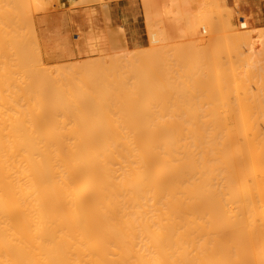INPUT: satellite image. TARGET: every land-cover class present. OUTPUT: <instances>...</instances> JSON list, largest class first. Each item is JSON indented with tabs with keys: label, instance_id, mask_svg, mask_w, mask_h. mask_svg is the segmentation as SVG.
Here are the masks:
<instances>
[{
	"label": "bare ground",
	"instance_id": "obj_1",
	"mask_svg": "<svg viewBox=\"0 0 264 264\" xmlns=\"http://www.w3.org/2000/svg\"><path fill=\"white\" fill-rule=\"evenodd\" d=\"M4 1L0 14L4 11L6 17L1 15L7 18L11 9L7 10L10 7L7 3L3 8ZM24 1H16L22 6L18 7L20 13L26 6ZM13 3L9 5L12 7ZM14 7L12 10L16 13L17 7ZM12 17L14 15L10 19L17 24L12 25L22 27V16L16 15L15 18L19 17L16 21ZM2 21L1 27L9 24L7 20L3 21L6 24ZM9 25L5 27L8 31L3 28L7 37L0 35L3 38L0 39V56L10 61L0 59V264H264V112L238 111V108L236 112L224 113L223 105V112L157 110V106L162 108L166 102L163 100L162 105H157L156 93L166 95L171 88L167 82L169 86L165 89L168 90L161 88L164 92L159 93L160 89L154 84L157 80H149L150 76L154 77V71H150L153 75L146 72L151 74L147 76L149 81L141 80L145 88L137 89L136 80L126 82L124 98L117 96L116 99L110 97L117 93L113 87L107 89L101 81L92 82L93 77L88 74L77 78L76 71L71 75L75 76H67L65 80L50 81L46 77L43 82L45 74L40 76L42 79L39 77L41 80L36 78L40 81L31 80V76H35L31 71H36L38 66L35 65L36 69L27 66L28 74L26 68L20 66L23 61L19 63L21 58L19 60L17 55L24 50L20 55L26 60L29 47L25 44L20 48L17 39H12L16 36L8 40L15 30ZM21 29H18L20 33L23 27ZM10 45L15 51L20 49L16 55L10 54L14 51L10 50ZM247 46L250 53L256 49L253 44ZM159 52L156 51L157 56ZM166 52L162 51L161 55ZM11 55L17 59H12ZM239 56L236 57L240 59ZM167 59L165 57V62ZM12 60L19 61L16 65ZM67 69H71V65ZM150 69L155 70H143ZM168 76L165 78L169 81ZM177 79L170 80L175 83ZM184 80H178L179 84L187 85L188 81ZM260 83L263 86L262 80ZM195 84L199 86L201 81ZM205 86L206 91L209 84ZM141 91H144L142 96ZM107 94L111 102L123 101L122 109L120 101L112 104H119L116 107L122 111L114 114L117 110L114 108L111 114V107L106 111L101 103ZM123 99L130 101L129 106ZM90 109L96 112L90 114L87 112Z\"/></svg>",
	"mask_w": 264,
	"mask_h": 264
},
{
	"label": "rangeland",
	"instance_id": "obj_2",
	"mask_svg": "<svg viewBox=\"0 0 264 264\" xmlns=\"http://www.w3.org/2000/svg\"><path fill=\"white\" fill-rule=\"evenodd\" d=\"M2 1L0 4V7L2 5ZM12 1L14 3H13V6L11 7V5H9V4ZM12 1L9 2L8 0H5L3 2V4L7 3V5L11 7V8L7 7L8 8L7 10H9V9H11V10H9V12L6 10L5 12H8L7 16H8V14H10L8 16L9 19L12 15H14V17H12V18H15L16 15L22 16L21 17L22 19H20V20L21 21L24 20L26 23L24 21L20 22V20H17L18 25L23 24L24 25V26L22 25L23 31L25 29L27 31L25 30L24 33H23V31L20 33V31L22 30L21 29L22 27H19V28H18V26L16 27L17 24L13 23L14 19L8 20L7 19L8 17L3 18V16L6 17V15H5L6 13H4L3 10H2L3 13L1 12V14L2 15L4 14V15L3 16L1 14L0 15L2 16L1 19L3 18V21L6 22V20H7L6 23H8V21H9V24H10V25L8 24L9 26H11L12 24H16V25H12L11 27H9V28L13 27V29H15L13 32H11L9 29V31L13 35H11V33L9 34V32H7L9 35H11V36H9L5 32L6 35L9 36L8 40L10 39V37L12 38L13 36H16L15 38L13 37L12 39H14L15 41L17 39V41L20 43V45H18L19 43L17 42V45L20 46V48H22V47L24 48L26 46L25 44H28L27 45L29 47L28 51H30V52L28 55L29 58L28 57L25 58L27 61L23 60L24 59L23 55L22 56L20 55L21 53H23L22 51H24V50H21V53L19 52L20 54L17 55L18 56L17 58L19 60L21 58L20 61L18 60L19 63H21V61H23V63L25 65H23V63H21L20 66H24L27 71H28V69H30V68L27 69V66L28 67L34 66L35 69L38 66L37 67L38 69L36 71H33V70L31 71L35 76H31L29 74L31 76V80L34 79V81L35 80L40 81L42 79L40 77L42 74L43 75L45 74L44 75L45 78H44L43 82L44 81L46 82L45 79H47V78L50 79V81L58 79V78L65 80V79L69 78L72 74H74L76 71L77 75L76 76L73 75L75 77H77V76L79 77V75L85 76L86 74H88L87 76L93 77L92 82L100 83V81H101L102 84L105 83L103 85H105L107 87V89H108V87L109 88L113 87L112 90H114L115 92L117 91L118 94L114 93L116 96L114 94H112L110 97L113 96L114 98H111V99H116L117 96L118 97L121 96V98H124L123 97V96H125L124 89L127 88V85L125 84L126 82L128 84V82L132 83L136 80L135 84L137 85V89L139 87H140L139 89H142V88H145V86L143 87V84L145 82L151 80L150 78H152L151 81L157 80V82L155 81L156 83H158V84L161 83L160 84L161 86L154 83L155 87L160 89L159 93H161L162 91L164 92V90L161 91V88H163V89L167 88V86H169L168 85L169 83H170L171 89H169V90L165 89V91H167V90L169 92L172 91L170 93L167 91L169 94H167V92H166V95H168L167 97H163V96H166V95H164L165 93H162V95L161 94L158 95V93H156L159 101L161 98V103H159V101H158L157 105L158 104L162 105L163 100L166 102V104H164L162 106V108H161V106L160 107L157 106L156 107L157 110H163V111L168 110L167 112H172L171 110H173V112H174V111H177L176 109H178V111L181 113H183V112L188 113L190 111L191 112L193 111L196 113H198V112L201 113L202 110H204L203 113H205V112L209 113V112H212L213 109L216 112H223L221 110H223L226 107L224 109V113L227 110L229 112H233V111L236 112L238 110V108H240L238 111L264 112V99H262V98H264V96H263L264 95V92H263L264 91V88H263L264 87V80H263V77H264V56H263V54L264 53H262V52H264V47H263L264 46V0H142L143 1V10H144L142 27H143L145 36L147 38V42L145 43L144 47H142V48H134V47L128 48L126 46L125 39L123 38V36H121V35H123L122 34L123 32L118 27L104 29V26H103L104 25L103 7L105 5L104 0H31V2H30V0H27L28 3H25V1L23 0L24 1L23 3L26 4L25 7H27V9H26L23 6L24 11L21 9L22 8L21 4H19V2H16L19 0H12ZM108 1H110V0H108ZM20 3H21V1H20ZM5 5L6 4L3 5V8L6 7ZM14 6L17 7V9ZM19 6H21L20 10H21V12L23 11L22 13H20V11H19V8H18ZM54 6H55V8H56V6H58L60 9H65V10L69 11L71 18L69 21L64 20V23L72 26V34L71 35H66V36L48 35V37H47V35H39L37 33L38 21L35 20L34 16L37 14H46L48 11H50L52 8H54ZM13 7L17 10V11L15 10V11H16V13L18 12L19 15L16 14L15 12H13L14 11V10H12ZM1 9H2V7H1ZM1 9H0V11H1ZM79 9H82V11H78ZM25 10H28V11H25ZM27 12L29 14H27ZM18 18H15V21ZM99 18H101V22H98ZM0 21H2V20H0ZM19 22H20V24H19ZM6 23H4V24H6ZM39 23L40 24H46V22L43 20H40ZM29 24H31V25H29ZM98 24H100L101 27L98 26ZM8 25H6V26H8ZM227 25L230 28H228ZM1 26L2 25H0V29L2 28V30H0V31H2V33L4 31H8L5 29L6 26L5 27H1ZM30 27H31V29H30ZM3 28H4V31H3ZM18 29H21V30L18 31ZM30 31H31V36L29 35ZM14 32L16 34H14ZM2 33L0 32L1 37L6 38L7 36L5 37L4 33H3V35H2ZM19 34L21 35L22 38H24V40L26 39L25 40L26 43L24 42V40L22 38H20ZM27 35H28V37L26 38L25 36H27ZM1 37H0V39L2 40L3 38H1ZM19 39H21L23 41L21 42V40H19ZM30 40H32V41H30ZM248 40H249L250 45L253 44L256 47V49L252 50V52H251L252 54L250 53L249 47L247 46V44L249 45V43H247ZM5 41H4V43H5ZM90 41H92L93 43ZM6 42L10 43L9 41H6ZM2 43H3V41H2ZM8 43H6V44H8ZM29 43L30 44L32 43L34 46L36 44V46L34 47L35 50H34V48H32L33 45H30ZM226 44L229 47L231 46L230 49H228V46H226ZM14 45L16 47L15 42H14ZM210 46H212V47L214 46V48L211 49ZM1 47H3V46H1ZM5 47H7V46L5 45ZM12 47L13 46H11L10 50H14L13 52H15V54L13 52L10 54L16 55V53H18L17 51L20 49L18 48V50L15 51V49L17 47L16 48L13 47L14 49ZM198 47H200L201 49ZM238 47H239V49H236ZM240 47H241V49H240ZM262 47H263V49H262ZM30 48H32V50H30ZM36 48L38 49V51H36L37 50ZM182 48H184V49H182ZM197 48H198V51H197ZM205 48H206V51H205ZM231 48L233 50H231ZM8 49H9V47H8ZM25 49L27 50V48H25ZM10 50H7V52L8 53L11 52ZM195 50L199 53L198 55L195 52ZM240 50H242V56H239V55H241ZM28 51H26V52H28ZM32 51H33V53H32ZM156 51L157 52L161 51L158 54L159 56H157ZM162 51H164V53L167 51L166 52L167 56L164 53H163L164 54L163 56H165L166 58H169V59H167V62L169 60L170 63L167 64V62H165V57H163L161 55ZM3 52H4V50H3ZM7 52H6V54H7ZM154 52L156 53L157 57L156 56L154 57V55H155ZM170 52H172L171 55L174 56V57L172 56L174 59L171 58V55L169 54ZM201 52H203V54ZM255 52H257V54H255ZM4 54H5V52H4ZM237 54L240 57V59H238L236 57ZM116 55H117V57H116ZM200 55H201V58H200ZM213 55L216 58L213 57ZM191 56H193V57L191 58ZM195 56H196V58H195ZM2 57H4V56L2 55ZM10 57H7V58H10ZM101 57H103V59ZM234 57H236V59H234ZM241 57H242V59H241ZM11 58L13 59L15 57L12 56ZM17 58H15V59H17ZM27 58L30 60V62L28 61ZM30 58H32V59H30ZM98 58L101 60H99ZM117 58H119V59H117ZM158 58H160L161 60L159 59L160 60L159 61ZM170 58H171V60H170ZM180 58H183V59L180 60ZM0 59L2 61H5V60H3L4 58H1V56H0ZM129 59L130 60L133 59V60H131V62H130ZM155 59H157V60H155ZM222 59H223V62H222ZM245 59H247V60H245ZM37 60H38V63L41 62V64L38 65ZM86 60L89 61V63H87ZM135 60H137V61L134 63ZM12 61H11V65L13 63L16 64L18 62V61L16 62V60H15L12 63ZM91 61H93V64ZM239 61H241L242 64H240ZM245 61H246V63H244ZM5 62L8 63L10 61H7V59H6ZM27 62H29V63L27 64ZM163 62L165 64H163ZM252 62H256V64L251 65L250 63H252ZM30 63L31 64L33 63L34 65L33 64L30 65ZM129 63H132V64H129ZM228 63H229V65H228ZM36 64H37V66H35ZM69 64L71 65V69H67V68H70ZM134 64L136 65V67ZM196 64H198V66ZM128 65H131V67ZM42 66L45 67V71H44V68ZM75 66L77 68H75ZM165 66H166V68H165ZM83 67H85V68H83ZM169 67H172V69L171 68L169 69ZM221 67H223V68H221ZM248 67H251V68H248ZM147 68H152L155 70H151V69L148 71L143 70V69H147ZM193 68H195V69L193 70ZM219 68H221V69H219ZM63 69L66 70L67 72L65 73ZM108 69H110V70H108ZM247 69H248V72H246ZM249 69H250V71H249ZM41 70H42V72L48 71L47 73H49V70H50V73H51V74L49 73L50 77L47 76L48 75L47 73H42ZM139 70H142L143 72L142 71L139 72ZM170 70H173V71H170ZM238 70L239 71L242 70V71L238 72ZM91 71H92V73H91ZM150 71L151 72L154 71L153 72V73H155L154 77L156 76L155 79H154V77L150 76L152 74ZM198 71H200V72L198 73ZM234 71L236 73L238 72L239 74L242 73V75L240 74L242 77L240 75L238 76L241 79L236 78L238 73L236 74ZM243 71L246 72V74L243 73ZM144 72H145V75L143 76ZM146 72L151 73V74H148V73L146 74ZM161 72L165 75H162ZM173 72L175 73L174 75L176 76V78L174 77ZM190 72H191V74L193 73L192 74L193 76L190 75ZM233 72L236 74V76H234L236 80L233 78V75H235ZM250 72H252V73L250 75H247ZM28 73H30V72L28 71L27 74ZM54 73L56 74V76ZM93 73H94V75L92 76ZM140 73H142V74H140ZM219 73H220V75H219ZM230 73L233 75H230ZM29 75L27 76L28 78H30ZM43 75H42V77H43ZM159 75H161V76H159ZM166 75L167 76L169 75L168 76L169 81L166 79L167 78ZM184 75L186 76V78L188 76L187 79L192 78V79H190L191 81H188ZM194 75H198V76L197 77L195 76L196 78L193 79ZM245 75H247L246 78H245ZM60 76H62V77H60ZM67 76H69V77H67ZM73 76H71V77H73ZM95 76H96V78H95ZM127 76H130V77H127ZM131 76L133 79L131 78ZM147 76L148 77L150 76L149 80L147 79L148 78ZM182 76H184V77H182ZM254 77H256V78H254ZM36 78L37 79L39 78L40 80H37ZM138 78H139V80H138ZM182 78L188 81V82H186V83H188L187 85L182 86L183 85V84H181L182 82L179 84L180 81H183ZM232 78H233V82H232ZM99 79H102L105 82H103L102 80H99ZM170 79L173 81H176L175 79H177V82L172 83ZM198 79L201 81V84H200V81ZM252 79H253L252 82H254V84L250 81ZM111 80H112V82H111ZM141 80H144V83ZM178 80H179V82H178ZM239 80H240V82H239ZM245 80H247L249 83H247ZM261 80L263 83V86L261 85L262 87L260 86ZM47 81H49V80H47ZM228 81H230V83ZM167 82H168V84H167ZM195 82L198 83V85L199 84L200 85L197 86L195 84ZM238 83H240L241 85ZM163 84H164V86H162ZM205 84L206 85L209 84V88H211V89L209 90V88L207 86V88H208L207 90L211 91L210 93L212 96H210V93L207 92V90L205 91V87H206ZM110 85H112V86H110ZM243 85L245 86V88H243ZM196 86L198 87V89L200 88L199 90L203 89L205 92L197 90ZM257 86H259V87H257ZM134 87L136 88V86H134ZM149 87H151V86H149ZM181 87L183 89L185 87H187L186 88L187 90L186 89L183 90ZM260 87H261V89H260ZM147 88H148V85H147ZM190 89H192V90H190ZM188 90H189V92L190 91L191 92L190 93L187 92ZM184 91H185V93H184ZM214 91H216V92H214ZM236 91L239 94L238 97H237ZM242 91L244 92V94ZM110 92H111V90H110ZM200 92H202V93L200 94ZM206 92L209 93V95ZM247 92H248V95H247ZM139 93L137 94L138 100L141 98L140 96H142V93H144V91H141ZM213 93H214V96H213ZM249 93H250V96H249ZM170 94H172L171 97H169ZM174 94H175V96H174ZM109 95L108 94L105 95V97L103 98L104 100L102 101L101 104L105 106L106 111H109L108 108L111 107L110 110H111V114H112V112H113L112 109L113 110H114V108L117 109L116 106H119V104L116 106L112 105V104H117V101H118V103L121 102V104H120L121 107L119 106V108L122 109V107H123L122 105L124 103H122L123 102L122 100L121 101L120 100H117V101L113 100V102H111L112 100L110 99V97H107ZM193 95H195V96H193ZM201 95L203 97H201ZM234 95H236V96H234ZM222 96L224 97L223 99H222ZM206 97L208 99H204V100L201 99V98H206ZM235 97H237V99ZM253 97L255 99H253ZM63 98H64V96H63ZM107 98H109V99H107ZM157 98H156V100H158ZM164 98H166V99L169 98L171 100L170 103H168L169 99H167L168 101H166ZM250 98H252L253 100L251 99V101H249ZM106 99L109 100L108 101V102H110L109 104H108V102L105 101ZM173 99H176L177 103H176V100H173ZM225 99H226V101H225ZM205 100L208 102H206ZM234 100L237 101V102L235 101V103L239 102L238 105L233 103ZM243 100H244V102H243ZM261 100H263V103L261 102ZM124 101H125V103L127 102L128 106H129L130 101H128V99L127 100L125 99ZM142 101H143V99L141 100L140 103H143ZM174 101H175V103H174ZM201 101H202V104H201ZM193 102H194V104H193ZM222 102H223V104H222ZM178 103L180 104V106ZM174 104L176 106H173ZM212 104H214V105H212ZM222 105L225 107H223ZM235 105H237V106H235ZM241 105H242V107H241ZM247 105L249 106V108ZM180 107H181V109H180ZM246 107H247V109H246ZM258 107H259V109H258ZM124 108H126L125 105H124ZM118 109L115 110L113 113L115 114L121 110V109H119V110ZM148 109L153 110V108L152 109L148 108ZM90 110L92 111V113H91V111H87L90 114H93L96 112L95 110L93 111V109H90ZM124 110H127V109H124ZM214 110H213V112H215Z\"/></svg>",
	"mask_w": 264,
	"mask_h": 264
},
{
	"label": "crops",
	"instance_id": "obj_3",
	"mask_svg": "<svg viewBox=\"0 0 264 264\" xmlns=\"http://www.w3.org/2000/svg\"><path fill=\"white\" fill-rule=\"evenodd\" d=\"M104 29L118 27L122 30L121 36L125 39L128 48H142L147 42L142 24L144 17L142 0H104ZM78 11H82L79 9ZM37 23V33L39 35H71L72 26L65 24L71 15L69 11L54 6L46 14L34 16ZM43 20L46 24H40ZM109 21V22H108ZM101 22V18L98 19ZM98 26L101 27L100 24ZM46 32V33H45Z\"/></svg>",
	"mask_w": 264,
	"mask_h": 264
}]
</instances>
